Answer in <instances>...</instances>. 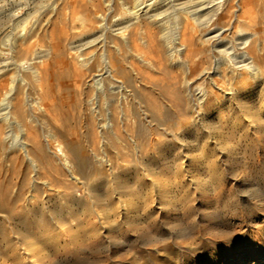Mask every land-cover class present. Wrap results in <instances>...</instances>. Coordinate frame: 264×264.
<instances>
[{
    "label": "rangeland",
    "instance_id": "374dc122",
    "mask_svg": "<svg viewBox=\"0 0 264 264\" xmlns=\"http://www.w3.org/2000/svg\"><path fill=\"white\" fill-rule=\"evenodd\" d=\"M261 1L251 0L248 13L264 17ZM263 20L257 35L264 42ZM65 30L55 46L44 37L39 55L18 52L29 68L17 84L21 129L6 136L0 122V264H22L23 251L34 259L25 264H264V84L200 109L188 93L201 80L186 87L167 59L156 69L127 55L126 74L118 73L125 88L106 76L99 98L89 101L91 73L77 82L71 68L77 29ZM109 121L124 141L113 138ZM104 135L124 161L99 163ZM119 197L130 208L125 216ZM27 240L33 250L22 251Z\"/></svg>",
    "mask_w": 264,
    "mask_h": 264
},
{
    "label": "bare ground",
    "instance_id": "6f19581e",
    "mask_svg": "<svg viewBox=\"0 0 264 264\" xmlns=\"http://www.w3.org/2000/svg\"><path fill=\"white\" fill-rule=\"evenodd\" d=\"M250 1L251 0H0V78H3L1 76L4 74H8L7 76H9L5 81H0V91L3 90L0 95V122L4 124V134H6V136L11 135L14 126L19 130L21 129V123H19L18 118L22 111L23 101L18 96L19 85L17 84L22 85V82L27 80H25L26 74L21 73V70H26V68L29 67L23 66L25 58L19 56L18 52L24 50L25 52H29V50H33L34 55H39L40 50H38L37 46L40 42H43L44 37H49L48 43L55 46L56 43L54 40L56 39H54V37L56 34H59L57 33L58 30H65L67 27L68 30L69 28L77 29V33L75 31L77 40L74 42L72 41L75 43V46L72 47L71 52V56L74 59V63L77 64V67L75 66L76 64L71 67L73 69L72 73L77 82H80L81 78L87 72L91 73L90 79L94 83L95 91L93 94L91 93L92 95L89 101L99 98L98 96L103 90L102 82L106 76L110 77L113 82H115V84L112 82L115 86L111 84L113 88L121 91L125 88L123 79L121 78L122 75L119 77L118 73L126 72L124 67L125 57L127 55H134L137 56L139 61L143 64L146 63L149 66L156 67V69L166 64L163 58L167 59L169 61L168 63H170L173 68L176 67L179 69L186 87L195 80H201V84H203L195 85L194 90L188 93L191 101L189 102L198 105L200 109L209 106L218 109L219 105L221 106L227 99L234 98L236 93L242 91L240 89H247V85L255 86L264 84V42L257 35L259 23L261 18L264 17L260 15L257 17L258 15L256 12L252 14L248 13ZM262 3L264 4V2ZM260 6L263 5L261 4ZM65 31L67 32V30ZM58 39L60 40V38ZM79 44L91 46L92 49L89 52H84V49L79 48ZM154 53L157 54V57H154ZM126 64H128V62ZM130 64L132 65L131 62ZM29 70L32 78L40 82L41 76L39 72L33 68ZM157 71L158 70H156V72ZM174 71L177 70L174 69ZM135 73L138 74V72ZM146 73L147 72H145V74ZM125 74L124 76L126 78L130 77ZM172 75L171 77H174L173 73ZM178 76L179 75H176V77ZM133 79H135V77ZM109 81L111 83L110 79ZM127 82H130V79L127 78ZM196 84H198V81ZM176 86L178 85H175V87ZM43 91L45 90L43 89ZM182 96L184 95L182 94ZM179 100H181V98ZM122 111L124 112V110ZM122 120L124 119L122 118ZM105 125H107L109 131H111L113 138L120 140L123 136L125 137V135H122L123 133H120L121 127L118 130L119 127L117 128V124V126L115 125L116 128L110 121L107 123L105 122ZM124 125H126L125 129L129 127V125L127 126V122ZM23 127L24 126H22V128ZM130 133L132 134V132ZM18 136L17 138L19 139ZM107 139H105L107 140L106 143H108L106 145L108 147L113 146L114 153L111 154L109 148L105 147L103 152H105L106 159L105 156L101 155L102 157L98 158L99 163L103 165L106 160L110 162V164H118L119 160H123L126 155L123 154L124 151L121 152L118 146H116L117 144H115V141L114 143L109 137ZM19 143L26 151L27 148L25 149V144L20 141ZM131 145L135 149L139 144L133 140ZM95 156H98L97 153H95ZM91 186L92 185L89 187L91 188ZM118 201L122 214L125 216V213H128L130 208L123 198L118 199ZM96 216L99 220L103 219L98 214H96ZM32 246V240H27L26 247L20 248H24L21 249L22 251H26V249L33 250ZM20 254L23 256L22 264L34 262L33 258L27 259L26 256H24V251ZM18 264H21V262L19 261ZM249 264H259V262L258 260H253Z\"/></svg>",
    "mask_w": 264,
    "mask_h": 264
}]
</instances>
